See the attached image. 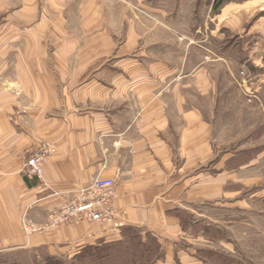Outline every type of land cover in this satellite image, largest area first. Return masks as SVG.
I'll use <instances>...</instances> for the list:
<instances>
[{
    "label": "crops",
    "instance_id": "0c3cea01",
    "mask_svg": "<svg viewBox=\"0 0 264 264\" xmlns=\"http://www.w3.org/2000/svg\"><path fill=\"white\" fill-rule=\"evenodd\" d=\"M260 39L264 0H0V254L67 259L134 227L154 264H211L180 242L226 231L242 204L223 90L257 92L242 68L263 67ZM44 142L42 179L25 176ZM98 178L114 181L105 221L49 224Z\"/></svg>",
    "mask_w": 264,
    "mask_h": 264
},
{
    "label": "rangeland",
    "instance_id": "374dc122",
    "mask_svg": "<svg viewBox=\"0 0 264 264\" xmlns=\"http://www.w3.org/2000/svg\"><path fill=\"white\" fill-rule=\"evenodd\" d=\"M258 43V49L263 51L264 40L261 41L260 39ZM251 62V60L247 61L246 65L244 64L246 68H242V70L244 69L245 71V74H243L245 78L249 75V81L254 84V89L257 88V92L253 91V95H251L250 90L243 91L242 102H239L241 99L236 96L232 86L229 83H225L223 92L227 90L224 93H226L228 99V107L226 109L228 110L227 116L230 119L227 121L228 128L225 129L226 132L219 135L221 148L227 147L232 149L236 147L237 150L243 148L242 151L235 149L236 153L241 155L240 157L237 156V163L242 162L243 165L249 163L248 166L243 168V172L239 173L241 174L240 177L236 178L241 180V183H237V187L241 188L239 196L242 204L237 205L236 211L234 209L230 210V216H227L226 231L221 229L222 233H219L218 230L215 232L211 229L204 232L197 227L188 226L189 234H201L205 238L198 237L201 240L196 241L194 245H190V243L188 244L185 241H183L185 242L184 244L180 242L184 247H189L190 251L200 248L197 249L200 260L205 259L211 264H264V81L261 80L264 79V61L263 67L260 68L255 67L256 60H254V63ZM246 70L248 73H246ZM256 76L258 77L256 78ZM42 144L51 145L49 142ZM247 147H250V149H247ZM52 154L48 155L45 164ZM250 161L252 162L250 163ZM24 173L26 176L25 166ZM60 214V212L57 215L54 214L49 219L51 226L60 217ZM131 234H138V232L132 230ZM141 234L147 242H151L150 239L145 237L147 233L141 231ZM207 237L210 239H206ZM221 238H225L226 242L232 245L236 258L223 254L226 252L231 254L232 250L228 249V247L224 249L222 246H219L218 241ZM208 245L211 249H208ZM74 256L67 259L59 258V260L63 264H99L98 260L89 263L90 258L88 255H83L76 259L73 258ZM51 257L54 258L55 256L47 255L41 249L34 251L26 249L23 251L1 253L0 264H51L54 263L50 262L49 258ZM130 257L131 255L127 256V258ZM56 258L58 259V257ZM108 264H119V259L115 257ZM142 264L148 263L143 262Z\"/></svg>",
    "mask_w": 264,
    "mask_h": 264
},
{
    "label": "built area",
    "instance_id": "2783aa9c",
    "mask_svg": "<svg viewBox=\"0 0 264 264\" xmlns=\"http://www.w3.org/2000/svg\"><path fill=\"white\" fill-rule=\"evenodd\" d=\"M53 152L54 148L52 145L42 144L39 150L27 160L25 164L26 176L42 179L45 161L48 155ZM90 188L93 191V196L88 199L83 198L76 203L72 202V204L62 209L60 217L53 224L54 226L69 219L102 222L108 218L109 214L104 208L114 195V181L109 178H98L94 180Z\"/></svg>",
    "mask_w": 264,
    "mask_h": 264
},
{
    "label": "trees",
    "instance_id": "16d2710c",
    "mask_svg": "<svg viewBox=\"0 0 264 264\" xmlns=\"http://www.w3.org/2000/svg\"><path fill=\"white\" fill-rule=\"evenodd\" d=\"M137 231L138 234H131V231ZM151 242H147L142 236L141 231L134 227H127L123 230L122 238L117 241L100 243L98 245H85L80 249V253L73 258L88 255L89 263L108 264L110 260L117 257L119 264H154L157 259L162 258V251L156 239L149 233L145 236ZM83 254V255H81ZM127 258V256H130ZM51 264H63L59 258H49Z\"/></svg>",
    "mask_w": 264,
    "mask_h": 264
}]
</instances>
